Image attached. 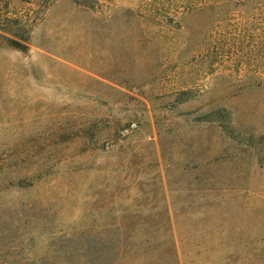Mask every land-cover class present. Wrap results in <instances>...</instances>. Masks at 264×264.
Wrapping results in <instances>:
<instances>
[{
  "label": "rangeland",
  "instance_id": "rangeland-1",
  "mask_svg": "<svg viewBox=\"0 0 264 264\" xmlns=\"http://www.w3.org/2000/svg\"><path fill=\"white\" fill-rule=\"evenodd\" d=\"M0 264H264V0H0Z\"/></svg>",
  "mask_w": 264,
  "mask_h": 264
},
{
  "label": "trees",
  "instance_id": "trees-1",
  "mask_svg": "<svg viewBox=\"0 0 264 264\" xmlns=\"http://www.w3.org/2000/svg\"><path fill=\"white\" fill-rule=\"evenodd\" d=\"M2 37L5 39V43H7L8 45L19 49H25L27 47V45L23 41H21L22 39H15L13 37H8L5 35H3Z\"/></svg>",
  "mask_w": 264,
  "mask_h": 264
},
{
  "label": "built area",
  "instance_id": "built-area-1",
  "mask_svg": "<svg viewBox=\"0 0 264 264\" xmlns=\"http://www.w3.org/2000/svg\"><path fill=\"white\" fill-rule=\"evenodd\" d=\"M135 124L134 123H131L129 126L125 127L123 129V132H127L129 128L133 127Z\"/></svg>",
  "mask_w": 264,
  "mask_h": 264
}]
</instances>
